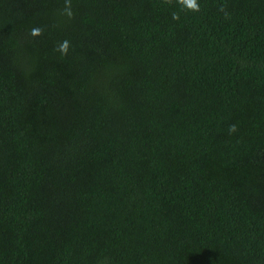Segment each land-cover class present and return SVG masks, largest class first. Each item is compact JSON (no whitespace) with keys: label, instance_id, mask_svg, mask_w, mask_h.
Here are the masks:
<instances>
[{"label":"trees","instance_id":"1","mask_svg":"<svg viewBox=\"0 0 264 264\" xmlns=\"http://www.w3.org/2000/svg\"><path fill=\"white\" fill-rule=\"evenodd\" d=\"M0 264H264V0H0Z\"/></svg>","mask_w":264,"mask_h":264}]
</instances>
